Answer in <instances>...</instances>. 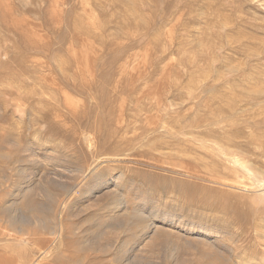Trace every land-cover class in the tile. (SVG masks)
Segmentation results:
<instances>
[{"label": "rangeland", "instance_id": "374dc122", "mask_svg": "<svg viewBox=\"0 0 264 264\" xmlns=\"http://www.w3.org/2000/svg\"><path fill=\"white\" fill-rule=\"evenodd\" d=\"M262 91H264V0H0V107L6 109L5 122L0 121L2 138L0 168L3 170L0 169V182L5 180L0 184V205L11 198L10 194L21 190L25 182L33 180L39 165L40 169L64 172L67 166L71 168L77 166V158L83 159L88 156L77 134L87 129H90L87 131L90 134L92 131L93 134H99V127L90 123L84 116L72 118L73 116L64 108V96L69 95L74 101L83 99L88 106L102 101L106 106H111V109L122 103L126 113L122 116L124 124L131 122L134 116L143 117L149 110L161 115L162 124L167 126V129H173L168 123L170 119L175 124L174 128H178L179 122L185 126L193 119L194 123L201 124L198 130L207 135L205 136L207 142L192 148L181 136H176V139L164 138L170 142L167 146L170 149L165 150L185 154L184 157L176 156L171 159L173 163L178 165L181 163L182 167L169 169L166 164L172 163L170 160L166 164L141 161L137 163L138 165L130 160L117 163L108 161L103 166L104 177L111 179L113 185L116 182V174L123 169L122 172L127 174L125 181L129 180L128 183L130 181L132 183L128 184L130 187L127 183L124 185L127 186L124 187V194H127L128 206H133L143 216L154 213L157 206H163L164 210L175 211L174 213L185 216L193 223L218 225L217 227L225 230L222 233L225 238L223 243L230 245L231 240L236 238V228L243 226L246 220L252 218H247L250 213L248 210L254 215L264 216V197L207 181L205 179L208 176H205L201 169H198L197 174L200 173L199 176L202 178H195L183 171L185 170L183 164L195 167L200 159L206 158L208 161L218 163L221 159L232 167V162L224 160L222 156L216 154L218 151L215 147H210L212 140L225 142L231 140L241 144V150L244 152V155L239 156L241 160L264 166V124L262 126L243 124L244 121L248 124L249 121L264 123V104L252 105L256 97L263 96ZM182 114L189 116L182 121L183 117L180 116ZM60 115L63 118L58 120ZM99 115L102 117L101 112ZM115 115L117 113L114 111L110 116H106L105 125L108 124L111 128ZM159 129L160 131L154 134L159 136L157 139L163 134L166 135L162 128ZM140 131L138 129L136 133ZM194 131V136L185 137L190 141L195 139L199 131ZM236 131L239 133L234 134ZM226 132L227 134H224ZM6 133L16 138L21 146L30 147L28 151L18 152L24 162L15 161V164L4 157L13 149V143L10 141L11 145L5 140ZM214 133L217 135H213ZM93 134L91 135H97ZM126 134L120 132L116 138L131 136L133 132L129 131ZM114 139L106 145L105 152L110 155L116 148L117 140ZM168 142L161 147H166ZM140 144L137 141L136 145ZM31 149L34 150L32 156ZM31 162H37L39 165L36 167L37 164ZM17 167L29 171L24 174ZM112 167L116 168V171L112 172L110 169ZM234 170L237 178L243 179L242 176L247 175L241 168ZM68 172L66 170L64 173ZM109 175L112 178H109ZM228 177L232 178L230 175ZM21 178L24 179L21 181ZM64 180L68 181L67 178ZM244 180L248 182L247 179ZM46 181L47 176H44L38 186H46ZM260 182L264 184V177H261L259 182L256 181L255 185H259ZM14 185L21 187L15 188ZM256 188L257 193H262L264 185L260 190L259 187ZM101 194L99 193L97 197L101 199L100 202L105 199ZM146 195L150 197L148 202L143 199ZM34 197L43 206L50 203L40 187H36ZM97 198L88 204L79 203L71 206L69 212H66L67 224L72 227L75 224L80 225L82 228L78 227L82 234H85L83 230L85 231L86 227L89 229L86 228V231L93 229L95 222L90 212L99 201ZM256 204L260 205V209L252 208ZM89 217H92V220ZM7 220L0 214L1 264H29L32 259H35L34 264L45 262L73 264V261L75 264H114L111 260L120 254L124 256L128 246L134 255L142 257L146 254V258L156 264L167 261L166 250H157L153 254L143 246L146 245V241L133 243L131 239L133 237L129 234H126L127 236L121 234L120 238L109 246L108 250L111 251H108L109 256L107 255L106 259L93 260L92 257L96 254L91 251L90 246L94 244H88L91 235L87 236L88 239L83 238L87 242H82L80 234L71 236L81 232L76 226L73 227L75 232L72 230L73 232L61 237L58 249L60 258L56 259L53 254L41 256L39 251H35L31 259L24 242L13 239L16 235L15 230L6 222ZM250 225L253 226V223ZM185 234L193 235L190 231ZM245 235V238L238 242L241 245L238 248L239 252L242 248L247 249L248 253L253 249L264 250L263 238L256 237L252 232L250 239L247 238L248 233ZM107 236L117 237L116 234L115 236L106 234V238ZM124 245L126 246L122 249ZM187 250L178 253L175 260L179 264L192 261L193 264L199 263L200 257L195 256L192 250L186 252ZM10 255H14L15 258L11 257L12 263ZM82 259L85 261L82 262ZM166 263L169 264L168 261Z\"/></svg>", "mask_w": 264, "mask_h": 264}, {"label": "bare ground", "instance_id": "6f19581e", "mask_svg": "<svg viewBox=\"0 0 264 264\" xmlns=\"http://www.w3.org/2000/svg\"><path fill=\"white\" fill-rule=\"evenodd\" d=\"M30 66H31V64H30ZM262 93H264V91H262ZM257 95H260V94H257ZM61 100H62V98H61ZM139 100H142V99H139ZM63 101H64V108L69 112L68 114L70 116H73L72 118H74L76 116L77 117L78 116H84L85 118H88L90 123H93L99 127V134L94 133L95 135L96 134L97 135L92 136L91 134H93V131L91 134L89 132H87L88 130L90 131V129H87V131L85 130L86 132L84 130H82L79 134H77L78 139L81 143V146L85 147L86 152L88 153V156L84 157L83 159L77 158V162H76L77 166L73 165L74 168H71L69 166H67L66 168L64 167L67 171H69L68 174L64 173L66 170L64 172H61L62 170H60V171L59 170H48L46 168L40 169L39 167H41V165H39V163L31 162L35 165L37 164L36 167L39 165L37 167L34 175L32 174L34 176V177L32 176L33 180L31 182H27V183L25 182L24 185L22 186L21 190H17L14 194L12 193L13 195H11V194L9 195L11 198L8 199L7 202H5L6 204L3 203L2 205H0V214H2L3 216H5L8 219L6 222L10 226H12L13 229L15 230L16 235H14L15 237H13V239L16 241H19V242H24L23 243L24 246L30 252L31 259H32V256H33L35 251H39L40 255L41 254H43V255L53 254L56 257V259L60 258L61 256L59 254L58 249H59V242H61V239H62L61 237L64 234L66 235V233L73 232L72 231V230H74L73 227L77 225V224H75V225L72 224L73 225V227H72V226H69L67 224L66 212H69L68 211L69 208L75 204H79V203H87L88 204L90 201H93L94 199H96L98 197L99 193H102L101 195H103V198H105L104 201L100 202L101 199L97 198V200H99V201L96 204H94L95 206H93V207H95V208L93 209V211H91L92 214L90 212V215L92 217H94V222H95V224L93 223V225H94L93 229H91L90 231H86V228H87L86 227L85 231L83 230V233H85V234H82V231L80 230V228H82V227L80 225H78V226H80V228L78 226H76V227L79 228V230L81 232H79V233L76 232L74 234H71V236L76 235V234L77 235L80 234L79 237L82 239V242H85L86 239H88V237L91 235L90 239H88V240L89 241L92 240V241L91 242L88 241V244L89 243H91V245H92V243L94 244V246L93 245L90 246V247H92L91 251L94 254H96L95 257H92L93 260H95V259H106L107 255H108V251H109L108 249L111 247L110 245H112L114 242H116V240L118 238H120L121 234H124V235L129 234V236L133 237V238L130 237L132 239L133 243L134 242L136 243V241H139V243L146 241V245H143V246H145L147 248V250L153 254L157 250H159V251L160 250H162V251L166 250L165 251L166 259H167L169 264H179L178 261L175 260L176 255L178 253H180L181 251H183L184 249L185 250L186 249L192 250L193 254L195 256L200 257V262L197 264H264V250L259 251L258 249H253L252 251L250 250L251 252L248 253L247 249L242 248V250L240 252L238 251V248H240V246H241L238 244V242L242 238H245L246 233L249 234L247 236V238H249V239L251 238V236H250L251 232L254 233V235L256 237L260 236L261 238L264 239V216H262L263 214L254 215L253 212L248 210V212H250V213L248 214L247 218H251V217L252 218L249 220H246L245 224L243 226L236 228L237 229L236 234H235L236 238L231 240L232 244L228 245L226 243H223V240L225 238H224V236H222V233H224L225 230L221 229V227H217L218 225L215 226L213 224H206V223H202V222L201 223H193L188 218H186L185 216L174 213L175 211L172 212L169 210L168 211L164 210L162 208L163 206L162 207L157 206L156 207L157 210L154 213L152 212L148 216H143L136 209H134L133 206H128V201H127V197H126L127 194L126 195L124 194V190H125L124 187H127V186H124V185H126V183H127V185L132 184V183H131V181H130V183H128L129 180H126L127 182L125 181L127 174L122 172L123 171L122 168H121L122 170L120 169L121 171L116 174V177H115L116 182L113 185L110 181L111 179H107L104 177L103 172H104L105 168L103 166L108 161H114L117 163V162H121L123 160H130V161L136 162V164L140 163L141 161L142 162H144V161L152 162V164H153V162H155V164L156 163H160V164L165 163L166 164V162L170 160V162H172V163L166 164V166L169 167V169L174 170V168H180L178 166L182 167L180 162H179L180 165H178L176 163H173V161L171 159H174L176 156L177 157L178 156L184 157L185 154L178 153V152H177V154H175V153H171L170 151L165 150V148L170 149L167 147V146H169L170 142L165 141L164 138L167 139L170 137L175 138L176 136H181L182 139L186 140L188 143L191 144L190 146L192 148L195 145H198V144L201 145V144L207 142L206 141L207 135L206 134L203 135L202 132L198 130V127L201 126V124L199 122L194 123V121L192 119L191 121L187 122V124L185 126H182L181 122H179L178 128H174L175 124H173V122L171 121L172 119H170V121L168 120L169 122L168 121L167 122L169 123V126L172 127L173 129H171V128L167 129L168 127L162 124L161 115L158 114L157 112H152V111L150 112V110H149L148 111L149 113L146 115L143 114L144 115L143 117H141L142 116L141 115L140 116L141 118L140 117L138 118L135 116H134V118L130 117L133 120L131 122H128V119H127L128 123L124 124L123 120H122L123 119L122 116H123V114H126V113H124V104H122V103L119 104L117 107L111 109V106L110 107L106 106V104L103 103L102 101L97 102V103L95 102L94 105L92 104L91 106H88V105H86L85 100L82 99V101H79V100L74 101L72 99V97H69V95L64 96ZM90 101L92 102L91 98H90ZM151 103H153V101ZM114 104H116V103H114ZM261 104H264V94H263V96L256 97L255 101L252 102V105H261ZM135 105H137V104H135ZM146 105H145V107H146ZM241 105H243V104H241ZM143 106H144V102H143ZM154 108H156V107H154ZM140 110H142V109H140ZM114 111H115V113H117V115H115L114 118H112L111 128H110V126L108 124L105 125L106 121H104V120H105L106 116H110L112 112L114 113ZM130 111L135 113L133 110H130ZM5 112H6V109L3 107H0V121H4V119H5L4 117H6ZM99 112L102 113V117H100ZM186 113L188 114V112H186ZM190 113H191V111H190ZM213 113H214V111H213ZM138 114L140 115V113H138ZM61 115L59 117H61ZM127 115H129V114H127ZM194 115L196 116V114H194ZM180 116L183 117V119H182V121H183L189 115L182 114ZM215 116H216V114H215ZM249 116H252V115H249ZM59 117L57 118L58 120L63 118V117H61V118H59ZM201 117H202V115H201ZM201 117L199 119H201ZM91 118H96L97 120L95 121V120H92ZM124 118H126V117H124ZM199 119H197V120H199ZM203 119H205V118H203ZM208 121L209 120H207V122ZM97 122H100V123H97ZM177 122H178V120H177ZM28 123H29V121H28ZM243 124L262 126V124H264V123H261V121L251 123V121H249V124H248L247 121H244ZM20 125H22V124H20ZM29 125L27 124V126H29ZM95 125H94V127H96ZM159 128H162L161 130H163L166 135L163 134L162 136H160L159 139H157V137H159V136H156L154 134H156L160 131ZM138 129L141 131L139 133H136V130H138ZM194 130L199 131V134L195 136V139L190 141L185 137V135L194 136V134H193L195 132ZM96 131H98V130H96ZM129 131L133 132V134L131 136L128 135V136L116 138V135H118V133L120 134V132H122V134H126ZM220 131H222V130H220ZM186 133H188V134H186ZM235 133H239V132L236 131V132H234V134ZM224 134H227V132ZM232 134H229V135H232ZM2 135H3V133H2ZM213 135H217V134L214 133ZM241 135L242 134H240V136ZM244 135H245V133H244ZM0 139H2V138L0 137ZM112 139L117 140V144H116V148L114 150V153L112 155H110L107 152H105V149L107 148L106 147L107 143ZM5 140L8 141L9 143H11V142L13 143V145L11 143V145L13 146V149L11 152H7L4 155V157H6V159H8V161H10L12 163L15 161H22V160L24 162L25 160L21 159L22 157L20 156L19 153L21 151L30 150L29 149L30 147L27 148L26 146L24 147V145L21 146L20 144H18V140L16 138H13L12 136L8 135L7 133L5 134ZM137 141L139 143H141L139 145L140 148H138L139 146L136 145ZM26 142H27V140H26ZM167 142H168V144L165 145L166 147H161L162 145L166 144ZM157 143H158V146H157ZM4 144H6V143H4ZM7 145H8V143H7ZM26 145L29 146L28 144H26ZM240 145L241 144L239 142L231 141V140L228 142L220 141V140H212V142H211L210 147L211 148L215 147L218 151L216 154H218L219 156H222V158L224 160L232 162V167L230 164H227L226 162H224L221 159L218 163V162H212L213 160L208 161V160H206V158H204V159H200V161H198L196 163L195 167H193V165L187 166L186 164H183V169H185L183 171H185L187 174H189L191 176H195V178H202L201 176H199L200 173L197 174L198 169L199 170L201 169V171L204 172L203 174L205 176L206 175L208 176L205 179L207 181L219 184V185H221V187H222V185L228 186L230 188H233L236 191H245L247 193H250V195H254V196L258 195V196L264 197V190L262 191V193H257L258 188H256V187H259V190H260L261 188H263L264 184L260 182L259 185H255L256 181L259 182L260 178L264 177V166H261L258 163L253 164L252 162L241 160L239 158V156L244 155V152H242ZM175 147H177V146H175ZM180 149H182V148H180ZM189 149L190 148H188V150ZM33 151L34 150L31 149L30 155L32 154ZM192 152H194V151H192ZM186 155H187V153H186ZM198 155H200V154H198ZM23 157H24V155H23ZM196 157H197V155H196ZM112 158H116L117 160H113ZM193 159H194V157H193ZM255 160L259 161L258 158H255ZM178 161H180V160H178ZM125 162H127V161H125ZM15 164H16V162H15ZM112 164H113V162H112ZM14 165H13V167H14ZM62 165L63 164H61V162H60V166H62ZM235 168L236 169L241 168V169L245 170L247 172V175H243L242 176L243 179L241 177L237 178L236 172L234 170ZM14 169H16V166ZM17 169H19V168L17 167ZM110 169L112 172L114 170L116 171V168L112 167ZM19 171L21 173L25 174V172L28 173L29 170L27 171V169L20 168ZM13 172H15V171H13ZM128 172H129V170H128ZM19 175H21V174H19ZM228 175H230L232 178H229ZM30 176H31V174L29 175V177ZM44 176H47V181L45 183L46 186H44V187L38 186L41 184V179ZM110 177H111V175H109V178ZM24 178H21V181ZM64 178H67L68 181L64 180ZM18 179H20V177ZM244 179H247L248 182H245ZM28 180H29V178H28ZM6 181H8V180H6ZM4 182H5V180H1L0 184L4 183ZM110 184L112 187L110 186ZM15 186L19 187L20 185L19 186L14 185V187ZM0 187H1V185H0ZM36 187L37 188L40 187V189L43 192V195L46 198H48V200L50 201L49 205L43 206V204H41L40 202H37L34 199V198H36V197H34ZM131 189H133V188H131ZM145 193H147V192H145ZM142 194H143V192H142ZM172 194H173V192H172ZM174 195H176V194H174ZM178 195H180V194L178 193ZM167 197H169V196H167ZM149 198L147 197V195L143 197L144 201H147V202L150 200ZM240 198H241V196H240ZM167 200H168V198H167ZM194 201H196V200H194ZM259 206L260 205L256 204L252 208H255L258 210V209H260ZM88 208H90V207H88ZM88 208H86V209H88ZM263 208H264V206H263ZM78 209L79 208H77V210ZM90 209H92V207ZM88 210H86V211H88ZM145 211H146V209H145ZM71 212H73V211H71ZM79 213H81V212H79ZM203 213H205V212H203ZM78 215H80V214H78ZM251 222L253 223V226H251L252 224L250 225ZM235 224H236V222H235ZM88 227H90V226H88ZM182 231H184L185 233L190 231L191 233H193V235L191 234L192 235L191 236V235L185 234ZM74 232H75V230H74ZM106 234H108V235L110 234V235H114V236L116 234L117 237L112 238L113 236L112 237L107 236V238H106ZM226 234H227V232H226ZM24 235H27V236L22 238ZM85 237H87V238L83 239ZM92 238H95V239H92ZM228 239H231V238L228 237ZM118 242H119V240H118ZM127 243H129V242H127ZM256 244H258V243H256ZM83 245H84V243H83ZM125 246L126 245H124L123 247L121 246L122 249ZM224 247H225V249H224ZM257 247H259V246H257ZM56 249H57V254H55ZM116 249L117 248H115V250ZM188 250L186 252H188ZM88 251L90 252V250H88ZM110 251H111V249H110ZM223 251H225V252L223 253ZM18 252L19 251H17V253ZM10 253H11V251H10ZM181 253H183V252H181ZM184 253H185V251H184ZM225 253H227V255H224ZM253 253H254V255H253ZM193 254H190V255H193ZM43 255H41V256H43ZM145 255L146 254H144V256ZM150 255H152V254H150ZM0 256H1V254H0ZM144 256L140 257L137 254L134 255L132 249L128 246L124 251V256H122V254H120L117 258L115 256V258H113L111 260V262L114 264H153L154 263V262H151L149 259H147L146 256L145 257ZM9 257H10L9 258L10 261H11V257H13V259H15L14 255L13 256L10 255ZM181 257H183V255ZM0 258H2V257H0ZM86 259H87V257H86ZM3 261L5 262V260H3ZM79 261H78V263H81ZM83 261H85V260L82 259V262ZM167 261H165V263H161V264H167L166 263ZM34 262H35V259H32L28 263L34 264ZM192 262H187V264H193ZM196 262H197V260H196ZM11 263H12V261H11ZM75 263L73 261V264H75ZM183 263H185V262H183ZM0 264H1V262H0ZM12 264H14V263H12ZM38 264H40V263H38ZM45 264H46V262H45ZM64 264H65V262H64ZM154 264H156V263H154Z\"/></svg>", "mask_w": 264, "mask_h": 264}]
</instances>
